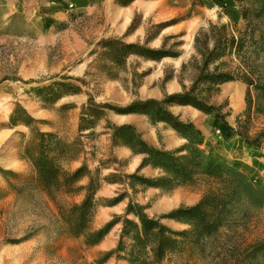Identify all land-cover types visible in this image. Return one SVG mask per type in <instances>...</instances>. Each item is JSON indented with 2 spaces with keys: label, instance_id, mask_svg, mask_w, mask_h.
Instances as JSON below:
<instances>
[{
  "label": "rangeland",
  "instance_id": "rangeland-1",
  "mask_svg": "<svg viewBox=\"0 0 264 264\" xmlns=\"http://www.w3.org/2000/svg\"><path fill=\"white\" fill-rule=\"evenodd\" d=\"M130 1L114 0L118 6ZM167 3L175 7V13L166 19L136 13L124 33H115L112 29L118 23L111 22L112 7L101 3L81 8L67 2L46 9L40 0H0V264H264V206L254 207L250 216L237 224L220 228V239L201 245L182 239L159 262L137 257L139 251L127 236L121 251L104 257L118 245L120 222L98 243H84L87 233L115 216H123L129 199L143 205L147 215L159 216L193 205L205 188L203 180L168 191L138 182L131 187L126 174L157 177L162 172L150 165L137 171L143 155L132 153L119 140L113 141L114 125L132 124L146 142L169 150L186 139L162 121H151L141 113L105 108L97 118L84 115L93 118L94 124L92 119L83 122L81 111L87 107L89 95L96 103L124 106L133 100L161 99L195 85L193 94L221 106V112H228L226 120L234 125L245 107L246 83L233 79L209 84L198 78L204 66L203 54L213 49L217 37L221 40H216V50L222 54L209 61L208 70L244 66L264 81V43L259 39L264 11L261 15L256 12L260 0H236L238 19H229L227 6L218 0H194L187 8L171 0ZM140 24L141 38L128 40L126 35ZM252 28L255 37L251 40L247 36L238 56L235 48L224 45L223 33L227 37L233 33L237 39ZM131 44L134 46H128ZM151 50L166 55L158 58ZM171 80L174 88L172 83L169 86ZM53 81L70 82L79 86V91L45 102L35 89ZM16 103L31 116L29 123L20 119L11 123ZM167 108L201 130V148L206 154L239 169L256 187L264 188V148H248L220 119L191 104L174 103ZM255 125H264V115L258 116ZM41 143L49 145L40 148ZM41 149L57 158L62 172L70 174L85 166L72 186L74 193L66 191V186L52 188L50 193L42 188L32 161ZM89 176L97 181L93 216L82 234L73 235L64 221L65 214L83 198ZM121 193L126 196L111 203ZM127 218L137 220L132 214ZM161 222L177 231L190 228L171 218ZM224 241L227 243L221 245ZM257 243L262 247L248 258L245 252Z\"/></svg>",
  "mask_w": 264,
  "mask_h": 264
},
{
  "label": "trees",
  "instance_id": "trees-1",
  "mask_svg": "<svg viewBox=\"0 0 264 264\" xmlns=\"http://www.w3.org/2000/svg\"><path fill=\"white\" fill-rule=\"evenodd\" d=\"M260 2L261 7L256 9V12L260 13L259 15L264 11V0H260ZM242 16L245 20L247 19L244 11ZM222 26L224 28V25ZM254 31L252 28L249 33L243 32V35H240L237 39L233 33L228 37L223 33L224 45H229L230 49L235 48L234 53L238 56L239 50L244 46L245 39L249 37L253 40L255 37ZM202 36L206 41L207 36L203 34ZM215 39L218 42L221 40L220 37ZM259 39L264 43V30L260 31ZM216 40L213 49L203 54V56L206 55L204 66L201 68L198 78L209 84H219L233 79H239L246 83L245 107L235 117L234 125L229 124L226 120L228 112H221V106L210 104L204 98L202 99L197 94H193L196 88L195 85L189 89L184 88L181 92L167 94L161 99L133 100L124 106L107 102L96 103L91 95L88 96V105L81 111V121L83 122L92 119L91 124H94L95 121L90 117L97 118L99 111L105 108L117 113H141L147 115L151 121H162L186 139L184 144L169 150L146 142L132 124L114 125L111 131L113 141L119 140L122 144L128 146L132 153L143 155L137 171L150 165L162 172V175L157 177H145L136 172L126 174L131 181V187L135 182H138L141 185L160 187L168 191L177 186L192 185L200 180L205 183V188L196 203L189 206H179L159 216L147 215L144 212L143 205L129 199L123 216H115L114 219L107 221L102 227L87 233L85 236V244H96L115 223H121L122 228L118 245L114 250L111 249L104 254L106 259L111 257L113 253L123 249V238L127 236L132 241V246L139 251L137 257H148L155 262H159L168 251L175 249L182 242V239L197 244L207 243L212 239H220V228H228L231 224H237L241 219L248 218L254 207L264 206V188L256 187L246 174L239 169L216 156L206 154L201 148L203 143L201 130L193 122L179 119L167 108V105L174 103L191 104L212 117L220 119L223 124L241 138L248 148L255 150L264 148V125L260 127L255 125L258 116L264 115V81H262L260 75L255 76L252 69L248 70L244 66L232 68L227 65L226 70H221L216 66L212 70H208L209 61L222 54L216 50L218 48ZM195 41L198 42V36H196ZM236 41V46H233ZM257 42L255 41V43ZM128 46L133 47L134 45ZM151 51L156 52L158 58L166 55L158 50ZM231 51L233 50H229V52ZM60 78L64 79L65 76ZM77 91H79V86L65 81H53L48 85L35 89V93L48 103L56 101L67 92ZM84 115H90V117L87 118ZM30 118L31 116L25 108L16 103L10 114L11 123L14 124L15 121L20 119L27 124ZM40 134L43 137L45 135L44 133ZM41 144L43 145H39L40 148L49 145V143L45 146L44 143ZM39 151L37 157H33L32 161L37 172L38 182L42 188L50 193L52 188L61 189V187L66 186L69 188L66 191L74 193L75 190L72 186L85 171V166L77 168L70 174L62 172L55 156L44 154L43 149ZM110 181L118 182V180ZM96 188L97 181L89 176L84 186L83 198L67 210L64 221L68 225L71 234L79 235L87 229L94 212ZM125 196L126 194L121 193L115 196L111 203H116ZM129 214H132L137 220L127 218ZM162 218L175 219L188 224L190 228L182 231L173 230L161 222ZM220 243L225 245L227 242ZM251 247L245 252L246 256L255 254L262 246L257 243Z\"/></svg>",
  "mask_w": 264,
  "mask_h": 264
},
{
  "label": "crops",
  "instance_id": "crops-1",
  "mask_svg": "<svg viewBox=\"0 0 264 264\" xmlns=\"http://www.w3.org/2000/svg\"><path fill=\"white\" fill-rule=\"evenodd\" d=\"M193 1L194 0H171V2L182 3L185 8H187ZM218 1H222L227 6L226 9L230 12L228 17L229 19L239 18L240 11L235 6L236 0ZM67 2L81 8L90 7L94 3H101L103 5L112 7L111 22H116V24L118 23L117 26L112 29L115 33H124L127 27L131 25L133 17L136 13H140L142 17H146L147 15L152 14L159 20L166 19L167 17L175 13V7H169L167 0H131L126 6H118L117 4H115L114 0H40V5L43 8L52 9ZM202 6L206 8L208 5L207 3H204ZM142 30V24L137 25L136 27H134L133 31L126 35L127 39L130 41L138 40V38L140 39L141 36L138 35ZM158 43L159 42L157 41V44ZM170 83H172L171 86H173L174 88V81L171 80L169 82V86Z\"/></svg>",
  "mask_w": 264,
  "mask_h": 264
},
{
  "label": "bare ground",
  "instance_id": "bare-ground-1",
  "mask_svg": "<svg viewBox=\"0 0 264 264\" xmlns=\"http://www.w3.org/2000/svg\"><path fill=\"white\" fill-rule=\"evenodd\" d=\"M233 152V151H232ZM230 156H233L231 152H229Z\"/></svg>",
  "mask_w": 264,
  "mask_h": 264
}]
</instances>
